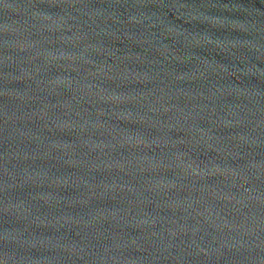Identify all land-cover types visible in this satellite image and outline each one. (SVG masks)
<instances>
[{
  "label": "water",
  "instance_id": "1",
  "mask_svg": "<svg viewBox=\"0 0 264 264\" xmlns=\"http://www.w3.org/2000/svg\"><path fill=\"white\" fill-rule=\"evenodd\" d=\"M0 264H264V0H0Z\"/></svg>",
  "mask_w": 264,
  "mask_h": 264
}]
</instances>
